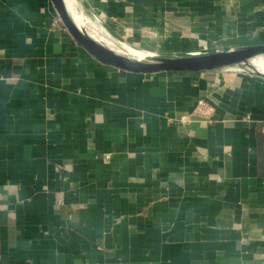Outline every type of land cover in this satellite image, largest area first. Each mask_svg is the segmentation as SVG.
Listing matches in <instances>:
<instances>
[{
    "label": "crops",
    "instance_id": "crops-1",
    "mask_svg": "<svg viewBox=\"0 0 264 264\" xmlns=\"http://www.w3.org/2000/svg\"><path fill=\"white\" fill-rule=\"evenodd\" d=\"M70 1L133 52L264 45V0ZM0 264H264V78L121 71L0 0Z\"/></svg>",
    "mask_w": 264,
    "mask_h": 264
},
{
    "label": "water",
    "instance_id": "water-1",
    "mask_svg": "<svg viewBox=\"0 0 264 264\" xmlns=\"http://www.w3.org/2000/svg\"><path fill=\"white\" fill-rule=\"evenodd\" d=\"M50 1L63 26L75 42H77L91 57L106 66L114 67L129 73L146 75L166 72L237 73L242 71L264 78V74L255 71L257 66H264V45L242 46L191 56L174 57L153 55L131 51L123 43L115 40L98 24L96 27L102 31L110 41L108 47L103 44L102 47H100L84 31L82 23L76 16V12L80 9H77L74 3H71L70 0ZM249 66H253V69H246L250 68ZM254 67L256 69H254Z\"/></svg>",
    "mask_w": 264,
    "mask_h": 264
},
{
    "label": "bare ground",
    "instance_id": "bare-ground-1",
    "mask_svg": "<svg viewBox=\"0 0 264 264\" xmlns=\"http://www.w3.org/2000/svg\"><path fill=\"white\" fill-rule=\"evenodd\" d=\"M76 16L79 19V21L82 23V27L84 29V31L90 36V38L100 47H102L101 41H103L104 36L102 34V32L96 27V22L91 20L89 16H87V14H85V12L83 11V9H80L79 11L76 12ZM96 32L99 36V39L97 36H94L93 33ZM108 42V41H106ZM112 49V48H111ZM108 50V49H107ZM113 51H115L114 49H112ZM110 51V50H109ZM112 52V51H111ZM257 66V65H255ZM250 68H246V69H253V66H249ZM254 69H256L254 67ZM258 73H262L264 74V66H257V69L255 70Z\"/></svg>",
    "mask_w": 264,
    "mask_h": 264
},
{
    "label": "built area",
    "instance_id": "built-area-1",
    "mask_svg": "<svg viewBox=\"0 0 264 264\" xmlns=\"http://www.w3.org/2000/svg\"><path fill=\"white\" fill-rule=\"evenodd\" d=\"M214 114V108L209 103H206L203 100L199 99L195 101L187 121L190 122L193 120H197L208 123L211 122Z\"/></svg>",
    "mask_w": 264,
    "mask_h": 264
},
{
    "label": "rangeland",
    "instance_id": "rangeland-1",
    "mask_svg": "<svg viewBox=\"0 0 264 264\" xmlns=\"http://www.w3.org/2000/svg\"><path fill=\"white\" fill-rule=\"evenodd\" d=\"M90 19L92 20V18H90ZM96 24H97V23H96ZM97 25H98V24H97ZM99 25H100V24H99ZM93 35H94V36H97L98 39H99V36H98V34H97L96 32H94ZM106 38H107V37H106ZM106 43H107V42L104 43V41H101V44H103V45H105V46H107ZM105 48H106V47H105ZM109 48H111V47H109Z\"/></svg>",
    "mask_w": 264,
    "mask_h": 264
}]
</instances>
